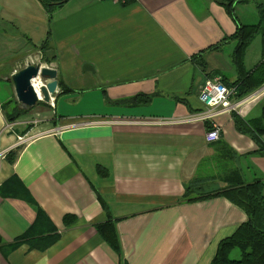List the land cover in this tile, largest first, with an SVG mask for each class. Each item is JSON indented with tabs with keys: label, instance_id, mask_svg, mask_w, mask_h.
<instances>
[{
	"label": "crops",
	"instance_id": "crops-1",
	"mask_svg": "<svg viewBox=\"0 0 264 264\" xmlns=\"http://www.w3.org/2000/svg\"><path fill=\"white\" fill-rule=\"evenodd\" d=\"M235 13L244 23L257 20L253 4L237 5ZM48 25L38 0H0V60L23 56L5 83L0 77V152L16 153L14 162L0 158V245L35 220L24 191L45 215L43 233L53 226L57 235L46 248L34 241L6 256L0 250V264H209L217 243L246 215L221 196L180 201L185 184L229 167L246 182L264 183V155L254 153L255 143L232 118L260 116L264 84L240 100L231 97L229 112L194 118L204 111L198 95L205 78L215 71L228 82L236 78L229 62L234 42L205 52L204 70L191 56L232 35L234 22L214 0H68L53 12L46 57L57 81L74 90L63 97L89 101L77 116L57 112L56 101L58 125L51 118L44 130L25 129L34 139L18 148L24 134L6 121L1 105L12 99L11 75L42 57ZM260 60L257 36L245 49L244 66ZM212 127L219 137L207 142ZM224 145L233 158L227 151L218 158ZM66 214L75 217L70 226L63 224Z\"/></svg>",
	"mask_w": 264,
	"mask_h": 264
},
{
	"label": "trees",
	"instance_id": "trees-1",
	"mask_svg": "<svg viewBox=\"0 0 264 264\" xmlns=\"http://www.w3.org/2000/svg\"><path fill=\"white\" fill-rule=\"evenodd\" d=\"M43 6L48 15L49 31L47 38L39 45L38 49L41 52L44 62L49 63L52 59L46 57V54L51 50V31L50 22L52 21V15L55 9L66 3L68 0H38ZM123 4H129L133 0H122ZM217 4L222 6L227 15L235 24V31L232 35L223 37L221 41L215 43L208 48L199 51L191 56V61L194 66L200 70H204V62L202 56L205 52L219 51L224 44L230 41L234 42L233 50L229 55V62L234 68L236 78L228 82L224 74L220 72H212L211 75H221L222 82L232 89V98L240 100L250 93L257 90L264 84V1L253 0L256 4L258 12L257 20L253 23L242 22L234 13V8L237 4H243L249 0H214ZM256 36L261 37V60L251 69H246L244 66V53L247 46L253 41ZM210 75V76H211ZM57 94L54 97L55 103L59 97L66 96L74 92V90L65 86L62 81H57ZM138 103H146L147 97H137L135 99ZM43 103V102H40ZM39 104V103H38ZM1 110L8 122H14L17 120H27L32 108H20L19 103L15 99H9L2 103ZM55 120L62 118L56 111ZM232 118L235 123L236 129L250 137L256 145L254 153L258 155H264V143L262 142V136L264 135V100L261 106L260 116L243 120L236 114L232 113ZM54 119L52 123H55ZM28 130V129H26ZM224 151L231 153L232 158L235 153L224 145L223 150L220 152L221 156L218 158H224ZM6 158L10 162H14L16 159V153L9 151L6 154ZM217 180L220 182L219 187H213L211 191L201 192L197 196L192 194L196 189H203L204 184L209 181ZM264 184L261 179H254L251 182H246L241 175V172L237 168H227L225 172H220L213 178H198L192 181L184 189L181 200L183 201H195L208 199L215 196H221L226 198L230 203L241 208L245 211L247 219L239 224L237 228L227 237L220 240L215 254L210 264H264ZM21 198L28 204L32 205L36 209V217L32 225L19 237H17L12 243L3 246L0 245V250L3 256H6L8 251L15 248L19 243L27 242L30 246H33V242H40V248H46L49 244L57 239V235L54 232V227L50 228V232L43 233V219L45 218L42 210L36 205L33 198L27 191L21 193ZM75 221V217L70 214H66L63 217L64 226H70ZM99 228L101 225L98 226ZM45 230V229H44ZM52 231V232H51ZM41 234L36 236V234ZM1 243V242H0ZM237 249L239 256L233 259L235 256H230V251Z\"/></svg>",
	"mask_w": 264,
	"mask_h": 264
},
{
	"label": "rangeland",
	"instance_id": "rangeland-1",
	"mask_svg": "<svg viewBox=\"0 0 264 264\" xmlns=\"http://www.w3.org/2000/svg\"><path fill=\"white\" fill-rule=\"evenodd\" d=\"M259 1V0H258ZM264 1V0H263ZM246 3H249V4H253L254 5V7L256 6V4L254 3V1L253 0H249V1H247V2H245V3H243V4H246ZM237 5H240V4H237ZM236 5V6H237ZM235 6V7H236ZM255 10H256V12H257V9H256V7H255ZM234 13H235V8H234ZM236 14V13H235ZM237 16V15H236ZM257 16H258V12H257ZM240 18V17H239ZM243 18V17H242ZM257 37V36H256ZM37 56H39V57H37ZM36 57L37 58H35L34 57V60L31 62V63H29V64H32V63H40V66H46V67H52V66H50L49 65V63H46V62H44L43 60H41V56H40V54H38ZM22 60H23V56L22 55H15V57L13 58V59H10V60H7V57L6 58H4V59H1L0 60V77H1V79H2V81H3V77H5L6 76V79L7 78H9L8 76V74H9V71L13 68V66H18L21 62H22ZM52 68H54V66L52 67ZM215 77H219L220 78V81L222 82V80H221V75H219V74H215V75H211V76H208L207 78H205V80L203 81V84H204V82L206 81V80H208V79H212V78H215ZM10 80V79H9ZM43 80V83H44V79H42ZM2 81H0V82H2ZM4 82V81H3ZM5 83V82H4ZM223 83V82H222ZM203 84H202V86H203ZM224 84V83H223ZM225 85V84H224ZM4 86H6V84H4ZM11 86V85H10ZM13 86V85H12ZM202 86H201V88H202ZM226 87H228L227 85H225ZM263 86V85H262ZM261 87V86H260ZM229 89H231L230 87H228ZM200 91H201V89H200ZM56 92H58V90H56ZM56 92L53 94V95H50V99H49V101L48 102H43L42 100L40 101V102H43V103H40L39 102V99H38V102H37V105H35L32 109V111L30 112V114H29V116H28V118H27V120H17V121H14V124L16 125V126H18V129H19V132L20 133H22L25 129H34L35 128V131L37 132V131H39V130H44L45 128H48L49 126H51V118H52V120L54 119L55 120V113H54V105H53V100H54V96H55V94H56ZM199 94H200V92H199ZM231 98V97H230ZM12 99H15V95H14V90H13V94H12ZM67 98H64V97H59L58 98V102H60V109H57V112H59L60 114H65L64 116H77V115H79L80 113H82L80 110H83L84 109V107H85V104H86V102H88L89 101V97L88 96H86V97H84V98H81V97H78V99H76V100H74V101H72V100H66ZM198 99H199V95H198ZM16 100V99H15ZM86 100V101H85ZM199 101H200V99H199ZM229 101H230V99H229ZM201 102V101H200ZM39 103V104H38ZM53 105V106H52ZM59 110V111H58ZM227 112H229V111H227ZM58 113V114H59ZM201 113V112H200ZM200 113H198V114H200ZM226 113V112H225ZM197 114V115H198ZM220 113H218V114H216L215 116H217V115H219ZM214 116V117H215ZM213 117V118H214ZM61 120V118H59V119H56L55 121H57V122H59ZM83 119H80V120H78L77 122H74V121H72V122H68V121H62V123L59 125L60 127H63V128H67V126H71L72 124H75V123H83V121H82ZM57 122H56V125H58L57 124ZM27 131V130H26ZM25 131V132H26ZM58 131V130H57ZM55 133H57V132H55ZM22 134H24V132L22 133ZM33 134V133H32ZM18 137H20V136H18ZM32 139H34V137L33 138H30V139H28V140H26L25 142H23L22 144H19L18 145V148L19 147H22V146H25V145H27V143H29ZM213 142V141H212ZM6 155V154H5ZM5 155H4V153L1 155V157L0 158H3V157H5ZM190 183H192V181H190V182H188V183H186L185 184V186H184V189H185V187L187 186V185H189ZM264 184V183H263ZM204 188H205V191H211V190H213V186H211V185H205L204 184V186H203V189H202V191L201 190H198V189H196L195 190V192L192 194L193 196H197V195H199L201 192H203L204 193ZM184 189H183V192H184ZM264 191V190H263ZM183 192H182V194H181V196H180V201H183V200H181V198H182V195H183ZM241 209V208H240ZM242 210V209H241ZM244 213H245V211L244 210H242ZM245 215H246V213H245ZM246 219H247V215H246ZM224 239V238H223ZM222 240V239H221ZM219 243V242H218ZM218 243H217V245H218ZM217 245H216V248H217ZM215 251H216V249H215ZM214 254H215V252H214ZM214 256V255H213ZM230 256H235V257H233V259H236V258H238V256H239V251L237 250V249H232L231 251H230ZM213 258V257H212ZM211 261H212V259H211ZM211 261H210V263H211ZM209 263V264H210Z\"/></svg>",
	"mask_w": 264,
	"mask_h": 264
},
{
	"label": "water",
	"instance_id": "water-1",
	"mask_svg": "<svg viewBox=\"0 0 264 264\" xmlns=\"http://www.w3.org/2000/svg\"><path fill=\"white\" fill-rule=\"evenodd\" d=\"M86 70L87 66L82 67ZM40 76L44 79V85L40 87L42 98L39 99L32 86L31 80ZM57 71L55 68L40 66V63H32L11 75V82L14 89L15 99L20 103L23 109L33 108L39 102H48L50 95L56 92L57 88Z\"/></svg>",
	"mask_w": 264,
	"mask_h": 264
},
{
	"label": "built area",
	"instance_id": "built-area-1",
	"mask_svg": "<svg viewBox=\"0 0 264 264\" xmlns=\"http://www.w3.org/2000/svg\"><path fill=\"white\" fill-rule=\"evenodd\" d=\"M37 78L41 81L39 85V89H40V87L44 85V83H43L42 78L39 75L36 78H33L31 80V83L33 86V80ZM232 93H233L232 89H229L228 87H226L220 81L219 77L206 80L199 94V99L201 103L204 105V111H202L198 115H195L194 118L212 119L218 113L222 114V113L229 111L231 108L229 99L232 96ZM19 136L20 137L17 136V139H16L17 144L15 146L22 144L23 142H25L26 140L30 138H33L35 134L30 135L29 133H26L24 135H19ZM218 137H219V134H218L217 128L212 127V129H209L205 133V140L207 142L215 141L218 139ZM2 154L3 152H0V155Z\"/></svg>",
	"mask_w": 264,
	"mask_h": 264
},
{
	"label": "bare ground",
	"instance_id": "bare-ground-1",
	"mask_svg": "<svg viewBox=\"0 0 264 264\" xmlns=\"http://www.w3.org/2000/svg\"><path fill=\"white\" fill-rule=\"evenodd\" d=\"M40 83H41V81L38 78L33 80V86L35 88V92L39 96V98H42V94H41L40 89H39Z\"/></svg>",
	"mask_w": 264,
	"mask_h": 264
}]
</instances>
